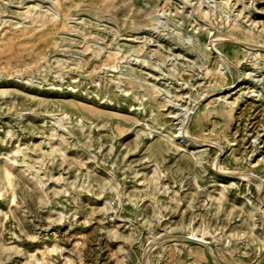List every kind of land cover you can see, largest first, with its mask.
<instances>
[{
	"label": "rangeland",
	"instance_id": "1",
	"mask_svg": "<svg viewBox=\"0 0 264 264\" xmlns=\"http://www.w3.org/2000/svg\"><path fill=\"white\" fill-rule=\"evenodd\" d=\"M0 264H264V0H0Z\"/></svg>",
	"mask_w": 264,
	"mask_h": 264
},
{
	"label": "bare ground",
	"instance_id": "2",
	"mask_svg": "<svg viewBox=\"0 0 264 264\" xmlns=\"http://www.w3.org/2000/svg\"><path fill=\"white\" fill-rule=\"evenodd\" d=\"M219 41H229V42H233V43H236V44H244V45H246V46H249V47H251V48H257V47H262V46H256V45H251V44H248V43H244V42H241V41H234V40H230V39H226V38H215V39H213L212 41H211V43H210V45L212 46L211 48H212V50H213V48L217 51V53L220 55V58H221V60L223 61V62H227V59H226V57H224L223 56V54L217 49V47H216V43L217 42H219ZM209 92L210 91H206V92H204L202 95H200V98H199V101H201L202 99H204V97L206 96V95H208L209 94ZM184 124H186L187 125V123H186V121L184 122ZM188 137V136H187ZM194 142H197V143H205L206 145L209 143H207V142H202L201 140H194ZM209 144H211V143H209ZM213 144V143H212ZM217 163H215V167H217ZM189 239H192V241L194 240V241H197L198 243H200V244H203V245H207V243L204 241V240H201V239H198V238H195V237H190ZM211 251V250H210ZM213 255V254H212Z\"/></svg>",
	"mask_w": 264,
	"mask_h": 264
}]
</instances>
